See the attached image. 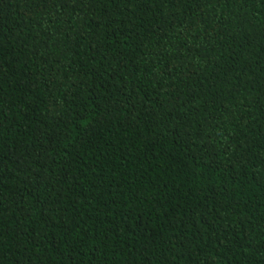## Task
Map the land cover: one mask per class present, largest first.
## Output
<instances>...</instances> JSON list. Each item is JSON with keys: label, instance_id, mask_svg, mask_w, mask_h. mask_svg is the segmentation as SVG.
Here are the masks:
<instances>
[{"label": "trees", "instance_id": "trees-1", "mask_svg": "<svg viewBox=\"0 0 264 264\" xmlns=\"http://www.w3.org/2000/svg\"><path fill=\"white\" fill-rule=\"evenodd\" d=\"M0 264H264V0H0Z\"/></svg>", "mask_w": 264, "mask_h": 264}]
</instances>
